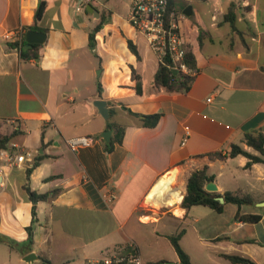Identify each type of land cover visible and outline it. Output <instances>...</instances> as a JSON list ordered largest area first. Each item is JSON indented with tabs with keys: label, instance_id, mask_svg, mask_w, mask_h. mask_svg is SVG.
Here are the masks:
<instances>
[{
	"label": "crops",
	"instance_id": "crops-1",
	"mask_svg": "<svg viewBox=\"0 0 264 264\" xmlns=\"http://www.w3.org/2000/svg\"><path fill=\"white\" fill-rule=\"evenodd\" d=\"M40 1L46 8L38 25L48 30L47 39L39 58L23 60L9 43L26 34ZM92 1L77 10L78 0H0V133L16 127L24 132L0 150V237L19 242L16 264H31L24 259L31 252L40 257L34 264L42 258L52 264H102L106 255L130 250L139 251L145 263H180L176 250L163 257L142 249L180 231V243L189 236L190 249L183 248L192 262L196 239L219 257L238 254L264 264V163L246 168L243 155L216 160L201 155L226 153L234 143L256 153L244 137L264 133V0H169L191 12H185L182 31L198 73L188 93L155 87L160 63L129 21L132 0H109L102 10ZM232 3L236 30L224 17ZM15 33L16 38L8 36ZM132 68L141 76L142 93ZM97 99L111 101L108 118L94 105ZM157 112L158 123L144 126L141 117ZM109 121L126 126L122 143L112 151L103 137L111 130ZM83 135L94 138L91 146L72 150L67 140ZM24 150L32 155L13 161ZM206 165L216 192H248L254 203L229 202L222 212L206 205L183 207L189 176ZM27 182L39 193L60 191L34 202ZM108 192L116 198L109 200ZM238 212L261 219L245 222L236 218ZM4 262L11 264L13 256Z\"/></svg>",
	"mask_w": 264,
	"mask_h": 264
},
{
	"label": "trees",
	"instance_id": "trees-1",
	"mask_svg": "<svg viewBox=\"0 0 264 264\" xmlns=\"http://www.w3.org/2000/svg\"><path fill=\"white\" fill-rule=\"evenodd\" d=\"M46 8V2L40 1L36 11H35V20L32 25L25 26L26 31L29 29H35L40 31H48L46 28H43L38 25V21L41 19L42 15L44 14ZM236 9L237 6L235 3H232L226 14H225V21L229 22L233 30H236ZM98 28V26H97ZM201 36V35H200ZM94 34L91 33V43H94ZM25 34L22 38L16 39L9 43V47L15 48L18 47L20 49L21 58L23 60H30V59H37L40 56V49L42 44H34L32 47L28 49H24L25 45ZM130 49L138 56L139 52L135 44L129 40L128 41ZM264 44V39H263ZM187 63L190 66L196 65L195 55L192 51H187L186 55ZM170 63V61H168ZM132 77L136 81V90L138 93L143 92V84L142 79L139 74H137L136 70L132 68ZM194 81V77L190 75H183L179 73H175L174 70L169 66V64H160L156 73H155V87H163L168 92H179V93H188L191 85ZM99 89H101V84H99ZM125 107V106H124ZM133 113V112H131ZM137 116H140L139 113H133ZM161 117V113H153L143 115L141 120L143 121L144 126H155ZM108 128L112 130L113 135L109 142H105V148L107 151H112L116 144H120L123 141L124 133L126 130V126L121 125L117 122L108 123ZM24 132L20 127H16L10 134H1L0 133V150L6 149L9 146V143L12 139L17 135H22ZM244 143L251 147L256 151L251 152L248 150L244 145L241 144H232L230 150L226 153L222 151L216 152H209L201 155H207L210 159H224L227 157H236L238 155H243L248 158V162L246 164V168H250L254 163H264V133L262 131L258 132H247L245 133ZM38 165V161L35 162L33 167ZM208 166H204L203 168H199L194 170L188 178L187 181V190L182 200V205L185 208H190L194 205H206L212 208L217 212H222L224 210L225 204L232 202L236 203L239 206L243 204H252L254 203L253 196L248 192L243 191H226L223 194L219 192H210L207 191L205 185L208 181L213 180L215 176L213 174H209ZM32 172V168L28 170L27 179H30V174ZM57 176H50L47 179H53ZM25 189L29 193L30 198L34 201H41V200H50L54 198L60 191V189H54L50 192L39 193L35 190H32L29 183L25 184ZM224 196L225 201L221 202L216 197L217 196ZM33 217H36V206L33 207ZM237 219H241L245 222H257L261 219V215L259 214H240L239 212L236 215ZM183 231L175 235L169 236V239L175 248L178 256L180 264H194L190 258V255L187 251L183 248L180 243V239L182 237ZM0 241L6 242L11 247H16L17 243H15L11 239H7L5 236L0 237ZM29 250H32L33 245V225L29 227V238H28ZM222 256L231 261L234 264H256L251 258L238 255V254H226L223 253ZM40 264H52L50 260L47 258H42V262ZM145 264H166L165 260H158L155 262H148Z\"/></svg>",
	"mask_w": 264,
	"mask_h": 264
},
{
	"label": "built area",
	"instance_id": "built-area-1",
	"mask_svg": "<svg viewBox=\"0 0 264 264\" xmlns=\"http://www.w3.org/2000/svg\"><path fill=\"white\" fill-rule=\"evenodd\" d=\"M88 1L78 0L76 9L81 10ZM185 18L187 14L177 9L169 0H132L129 14L131 25L146 37L160 64H169L174 72L195 77L198 69L190 66L186 60L188 50L182 31ZM8 36L16 38L18 35L15 33ZM188 135L189 132L186 133L183 144L187 141ZM93 141L94 138L87 135L74 136L67 140L69 147L74 151L91 146ZM31 155L30 150H24L16 154L13 161L22 163L27 156ZM105 197L114 200L116 194L108 192ZM101 262L103 264H145L137 250L114 252L103 257Z\"/></svg>",
	"mask_w": 264,
	"mask_h": 264
},
{
	"label": "rangeland",
	"instance_id": "rangeland-1",
	"mask_svg": "<svg viewBox=\"0 0 264 264\" xmlns=\"http://www.w3.org/2000/svg\"><path fill=\"white\" fill-rule=\"evenodd\" d=\"M99 1L100 2L93 0L92 3L98 9L102 10L103 9L102 5L108 4L109 0H99ZM110 3L112 4V2H110ZM117 3H118V1H117ZM123 5H124V3L122 1L118 3V6L120 8H123ZM92 56L98 62V58L94 52L92 53ZM98 70H99V68H98ZM98 70L96 72L97 74H98ZM166 222L167 221L164 219L159 224V229H160L161 233L164 232L163 224ZM160 239H161V242L157 247L153 248V247L146 246L143 244L142 249H144L145 252H148V254L164 255L163 257H172L174 255V252H175V249H174L172 243L167 239V236H163ZM15 243L20 245L19 242H17L16 240H15ZM190 244L191 243H190L189 236L186 235L181 240V245L186 249H190ZM194 245L197 246L196 251L191 250L194 264H234L231 261H228L222 257H219L215 252L210 251L209 249H205L206 247L200 245L196 239L194 240ZM21 253H22V250L19 249L18 247L13 248V247L9 246L8 244L0 241V264H6L4 262V260L8 259V257H10V256H13V262L11 264H16L17 258L21 255ZM20 264H23V263H20Z\"/></svg>",
	"mask_w": 264,
	"mask_h": 264
},
{
	"label": "water",
	"instance_id": "water-1",
	"mask_svg": "<svg viewBox=\"0 0 264 264\" xmlns=\"http://www.w3.org/2000/svg\"><path fill=\"white\" fill-rule=\"evenodd\" d=\"M188 9L191 10V8H188ZM87 10L89 12H92L94 14V16L99 17V11L92 4L87 5ZM185 12L188 15L191 14V12L188 10ZM46 39H47V33L46 32L40 31V30H35V29H29L25 34L26 43L24 45V49H28V48L32 47L34 44H43L46 41ZM110 103H111V101L104 100V99H97L94 101V105L98 108L100 114L104 118H108L110 116V112H109V108H108V105ZM111 134H112L111 130H106L103 133V137L107 142H109L111 140ZM205 188L207 191H210V192H216L218 190V186L214 180L208 181L205 185ZM216 198L218 200H220L221 202L225 201V198L222 195L217 196ZM24 259L28 263L34 264L36 261L40 260V257L36 254V252H31V253L27 254ZM167 264H180V263L179 262H167Z\"/></svg>",
	"mask_w": 264,
	"mask_h": 264
}]
</instances>
